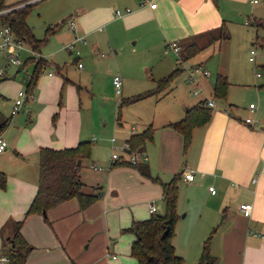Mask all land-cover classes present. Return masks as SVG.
<instances>
[{
  "label": "rangeland",
  "instance_id": "1",
  "mask_svg": "<svg viewBox=\"0 0 264 264\" xmlns=\"http://www.w3.org/2000/svg\"><path fill=\"white\" fill-rule=\"evenodd\" d=\"M20 2L21 0H3L5 5ZM55 3L53 0H42L27 11L25 24L40 44L34 55L31 54L30 45L23 40L19 41V66L5 67V57L0 53V114L9 116V103H13L18 91L26 92L31 89L36 98L45 99L37 108L31 106L34 101L27 99L22 108L31 111L37 118L47 115L51 125L58 130L71 132L78 129L79 141L89 144V156L82 160L78 174L86 185L95 184L96 178L101 180L97 185L101 186L102 200L93 202L84 213L77 209V205L53 218L45 212V217H42L44 224L64 248L67 257L60 256V253L55 256L54 249L44 243L40 246L43 250L36 248L32 257L29 255L24 264H137L129 253L133 236L125 229L132 221L147 219V203L155 201L143 190L140 177H144L139 173L138 167L145 162L152 140L161 130H165V119L176 114L185 116L187 108L197 104L199 96H191L190 91L194 87L185 81L184 72L178 73L160 94L154 92L157 79L175 70L176 62L172 52L165 53L164 48L161 52L158 48L154 51L147 47L142 32L122 34L119 33L121 29L115 30L112 26L108 42L105 26L102 28L101 24L91 21L88 25L91 30L83 38L84 44L74 46L80 53L76 60L72 52L68 54L63 49L73 37L67 29L71 12L60 18L61 14ZM263 6L264 0H258L255 5L248 3L246 14L242 18L236 17L227 23V38L211 42L189 61L183 62L188 67L200 64L210 73L209 78L201 82L204 83L203 95L208 96L214 104L210 109L211 116L216 111L222 112L227 108L226 113L241 122L246 118L258 121L260 117L264 118V88L260 87L263 82L260 67L264 65V48L252 45L254 36L261 35V32L256 31L252 25L243 24L246 16L249 19L263 18ZM5 11L7 10L2 12ZM99 27L101 30L97 31ZM93 48L97 49L96 55L91 53ZM250 48L255 50L254 62L247 61ZM9 51L13 52L14 48ZM31 58L32 62L42 58L45 67L38 73L33 86L29 87L27 85L33 64L28 60ZM166 62H169L168 66ZM77 64H80L79 68ZM256 73L259 77H256ZM218 74L224 76L228 83L224 98L209 94ZM113 75H119L121 79L120 94H115L111 85ZM147 92H151L150 95L140 100L121 104L123 100ZM249 103L255 107L254 113H249ZM146 129L150 132L151 140L145 142L144 152L138 154L137 165H110L114 163L110 162L113 148L121 146L128 133ZM112 138L116 141L114 145L110 144ZM186 150H183L181 138V163ZM92 163L101 170L91 169ZM200 200L201 207L198 211L192 208L189 213L208 212L197 221L200 224L194 234L198 237L205 232L202 242L207 237L210 242L215 233L213 230L218 226L217 220L213 226L207 227L211 225L212 218L216 217L211 214L216 211V207L213 206L211 197L201 195ZM228 202L234 207L236 200L230 199ZM154 204L157 206L155 214H163L162 199L158 197ZM89 212L91 216L88 217ZM218 213H222L220 209ZM176 215L174 235L176 223L182 213L178 214L176 211ZM122 218L125 219L123 222ZM189 220L190 214L184 221ZM249 226L256 230H251L252 232L264 236V230L257 224L255 226L251 223ZM178 240L181 242L179 237ZM202 242L199 241L197 245L200 250ZM174 253L176 254L175 251ZM196 263L194 260L191 262L190 257L182 259V264Z\"/></svg>",
  "mask_w": 264,
  "mask_h": 264
},
{
  "label": "crops",
  "instance_id": "2",
  "mask_svg": "<svg viewBox=\"0 0 264 264\" xmlns=\"http://www.w3.org/2000/svg\"><path fill=\"white\" fill-rule=\"evenodd\" d=\"M53 1H56L54 5L58 6L60 18L71 12L69 19L74 22L76 36L84 38L91 30L88 26L89 22L95 21L101 24L102 28L105 26L108 42L111 39L108 33H111L113 26L115 30L121 29L119 33L122 34L142 32L147 47L154 51L158 48L160 52L170 42H175L179 48L187 42L196 41L203 49L208 45L205 42H209L210 34L215 31L213 35H216L218 30L227 38V23L233 18H242L246 14L248 4L247 0ZM148 3H155V8L149 9ZM115 9L121 11L129 9V13L115 17L113 14ZM67 29L70 31L68 25ZM100 30V27L97 28V31ZM72 35L74 38V33ZM96 50L93 48L91 53L96 55ZM78 59L76 57V60ZM168 64L169 62H166L167 66ZM203 80L207 79H198L199 85H202H200L202 91L204 83L201 81ZM209 94L211 96V91ZM32 96L24 101L27 99L34 101L31 104L34 108L46 101L36 98L33 94ZM198 98L197 103L201 100H211L208 96H204L203 92ZM12 104L10 101L8 117L0 114V138L6 143L4 151L0 153V249L1 240L7 237L5 232L7 229L4 227L6 222L9 219L20 220L36 192L38 151L41 148L60 150L74 147L80 140L78 129L71 132L58 130L51 125L47 115L37 118L35 114H31V111L24 110L23 106L11 116ZM254 109L252 111L248 109L249 113H254ZM227 110L224 108L222 112L216 111L206 124L191 130L190 144L183 155L182 163L180 162L181 136L178 132L166 127L152 140L146 156L144 155L143 163L152 179L140 177L143 181V190L155 200L147 203V208L153 204L157 211L154 203L158 197L162 199L160 183L168 182L174 174L181 173L183 170H192L194 176L192 182H183L180 177L177 184L175 210L178 214L182 213V216L176 223L174 240H172L176 254L182 259L190 257V261L194 260L195 263L198 259L200 248L197 245L199 241L202 242L206 233H200L198 237H195L194 232L200 224L197 221L208 212L199 211L197 214L196 212L194 214V211L191 212L192 214L189 212L192 208L198 211L201 207L200 196L204 195L211 197L213 206L216 207V211L211 213L216 217L212 218L211 225L207 227L213 226L217 220L218 226L213 230L215 233L209 242V252L216 259L214 264H264V236L257 238L249 233L256 231L250 229L251 223L255 226L257 224L264 230V176L262 175L264 173V118L260 117L259 121L253 118L259 123L249 125L228 115ZM183 117L182 114L172 115V118L165 119V126ZM133 133L138 132L132 131L127 137ZM252 178H255L253 183H251ZM100 181L96 178L95 184L97 185ZM208 187L213 188L214 194L208 192ZM101 198L102 194L96 201H101ZM230 199L236 200L234 207L228 202ZM243 203L251 204L249 217L243 216L237 209L238 205ZM75 205H77L76 200L70 199L47 210L46 213L53 218L57 214L74 209ZM89 208L90 206L81 212L84 213ZM219 209L221 214L218 213ZM189 214L190 220L184 221ZM218 215L220 217H217ZM89 216H91L90 212ZM121 220L123 222L125 219ZM44 223L39 214L29 215L22 222L19 234L32 247L26 260L29 255L32 257L31 254L36 251V248L43 250L40 246L44 243L54 249L55 256H59L60 253V256L67 257L64 248L56 237L50 234V230L48 231ZM133 239L131 238L132 241Z\"/></svg>",
  "mask_w": 264,
  "mask_h": 264
},
{
  "label": "trees",
  "instance_id": "3",
  "mask_svg": "<svg viewBox=\"0 0 264 264\" xmlns=\"http://www.w3.org/2000/svg\"><path fill=\"white\" fill-rule=\"evenodd\" d=\"M5 5L0 0V26L9 27L16 40L27 42L32 51H37L39 41L35 40L31 35L29 28L25 24V16L28 9L36 4H26L19 6ZM264 11V6H263ZM248 25H252L254 29L260 30L261 35H255L252 45L264 48V16L261 19H250ZM212 32L209 42H217L225 38L221 35V31ZM41 43V42H40ZM202 49V46L196 41H191L179 47L181 60L184 62ZM33 64L32 74L29 77L28 85L32 87L34 81L45 67V61L39 58L36 62H32V58L28 60ZM263 82L260 87L264 88V65L260 67ZM182 70L177 68L168 75L159 78L154 87V92L160 94L167 89L169 84ZM228 83L224 76L218 74L216 76L214 86L211 90L212 97L224 98ZM28 91V92H27ZM26 93H31V89ZM151 92L143 93L130 99L121 101V104L130 103L140 100ZM164 93V92H163ZM211 108H207L200 101L189 107L184 118L179 121L169 123L166 127L175 130L182 138L183 150L189 145L190 133L194 127L206 124L211 117ZM151 139L148 129L130 134L124 142L128 144L129 151L141 153L144 151V145L147 140ZM89 156L88 142L79 141L74 147L53 150L49 148H41L37 157V183L36 192L20 220H11L5 224L7 229V237L2 239L0 251L9 257L7 264H24L26 257L32 247L24 241L19 234V229L23 220L32 214H39L45 217V212L54 208L70 199H75L80 211L86 209L101 196V187L93 184L86 185L80 179L78 174L79 167L83 159ZM80 161L77 164V161ZM130 165L125 160L114 161L111 165ZM139 173L148 179H152L148 174L146 165L138 167ZM181 173L174 174L166 183H160L161 197L164 205L163 214L151 213L147 219L132 221L130 226L125 229L133 235V241L129 245L130 256L133 257L137 264H182V259L174 253L171 244V238L174 235V223L177 219L175 203L177 195V184L180 180ZM1 177V176H0ZM209 237L201 244V250L196 264H214L216 259L209 252ZM8 247V248H6Z\"/></svg>",
  "mask_w": 264,
  "mask_h": 264
},
{
  "label": "built area",
  "instance_id": "4",
  "mask_svg": "<svg viewBox=\"0 0 264 264\" xmlns=\"http://www.w3.org/2000/svg\"><path fill=\"white\" fill-rule=\"evenodd\" d=\"M40 1L42 0H21V4L19 6L26 5V4H34ZM247 1L249 4H252V5H255L258 3V0H247ZM147 5L149 9L155 8V3H148ZM0 13H2V11ZM126 13H129V9H125L123 11L119 9H115L113 12L115 17H121L122 14H126ZM249 20H250L249 18H246L243 24L248 25ZM67 25L70 31L75 34V25H74L73 20H69L67 22ZM19 43H20L19 40H16L14 38V35L10 31L9 27L0 26V53H2L3 56L5 57V63H4L5 67H10V66L17 67L20 65V61L18 60V52L20 50ZM76 44H84L83 37L75 35L74 38L71 40V42H69L63 48L67 50L68 52H72L75 55V57H78L80 53L74 47ZM10 48H14V51L13 52L9 51ZM164 52L173 53L175 62H176V67L181 69L182 72L185 73V81L193 85L194 87L190 91L191 96H199L203 91L198 83V79L199 78L208 79L210 76V73L205 68L201 67L200 65H192L189 67L185 66L183 64V61L181 60L178 45L175 42H170L166 44L164 47ZM31 54L34 55L35 53L32 51ZM254 57H255V50L254 48H250L248 50L247 60L249 62H254ZM77 67L79 68L80 64H77ZM1 75H2V72L0 71V76ZM256 77H259L258 73H256ZM111 85L114 89V93L119 94L120 87H121V79L119 75H113L111 77ZM32 97H33L32 93L28 94L26 92L18 91L16 95V99L13 101V104L10 110V115L12 116L16 114L23 106L24 100L26 98H32ZM201 102L207 108L213 107V103L211 100H201ZM248 109L252 111L254 109V106L252 104H249ZM244 123L249 124V125H255L256 121L253 118H246L244 120ZM115 142L116 141L113 138L110 140L111 145H114ZM5 147H6L5 141L2 138H0V153L4 151ZM138 154L139 153L129 151L128 144L126 142H123L121 146L113 148L112 153L110 155V162L119 161L123 159L126 162H128L130 165H135L137 164ZM90 168L96 171L101 170V168L97 167L95 164L90 165ZM262 175L264 176V173H262ZM180 177L183 182H186V183L192 182L193 177H194L193 171L189 169L183 170L181 172ZM253 182H255V178L251 179V183ZM207 190L210 194H214V190L212 187H208ZM237 209L245 217H249L251 214V204H248V203L239 204ZM155 211H156L155 206L153 204H150L148 206V212L155 213ZM249 233L255 237H262L254 232H249ZM8 262H9V257L5 253H2L0 251V264H7Z\"/></svg>",
  "mask_w": 264,
  "mask_h": 264
},
{
  "label": "water",
  "instance_id": "5",
  "mask_svg": "<svg viewBox=\"0 0 264 264\" xmlns=\"http://www.w3.org/2000/svg\"><path fill=\"white\" fill-rule=\"evenodd\" d=\"M79 163V160L77 161V164Z\"/></svg>",
  "mask_w": 264,
  "mask_h": 264
}]
</instances>
